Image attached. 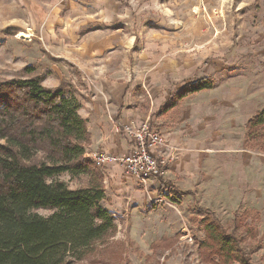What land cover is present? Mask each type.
<instances>
[{"label":"rangeland","instance_id":"obj_1","mask_svg":"<svg viewBox=\"0 0 264 264\" xmlns=\"http://www.w3.org/2000/svg\"><path fill=\"white\" fill-rule=\"evenodd\" d=\"M33 76L67 94L85 89V100L106 83L126 85L129 110L165 136L188 138L164 156L167 172L150 200L113 213L102 203L116 234L78 264H203L200 221L211 213L231 233L239 207L254 221L250 234L240 226L239 247L250 264H264V152L243 140V124L264 108V0H0V83ZM206 77L215 91L156 117L177 89ZM179 160L188 175L171 179ZM58 179L71 190L87 186ZM162 238L166 246L152 249Z\"/></svg>","mask_w":264,"mask_h":264},{"label":"trees","instance_id":"obj_2","mask_svg":"<svg viewBox=\"0 0 264 264\" xmlns=\"http://www.w3.org/2000/svg\"><path fill=\"white\" fill-rule=\"evenodd\" d=\"M43 80L33 76L0 83V264L82 263L116 234L114 217L102 206L103 173L85 156L90 136L86 120L78 115L80 106L64 98L63 84L48 89ZM214 88L210 77L190 81L162 113ZM243 140L249 149L264 152V108L244 123ZM65 174L85 178L87 186L69 189L58 179ZM38 210L53 213L45 218L34 213ZM250 213L239 207L231 233L205 214L199 244L203 264H250L236 238L242 224L246 235L253 232ZM167 241L162 238L151 248L163 249Z\"/></svg>","mask_w":264,"mask_h":264},{"label":"crops","instance_id":"obj_3","mask_svg":"<svg viewBox=\"0 0 264 264\" xmlns=\"http://www.w3.org/2000/svg\"><path fill=\"white\" fill-rule=\"evenodd\" d=\"M58 86L59 84L55 87ZM179 89H177L172 95H170L166 103L157 113L156 117L161 118L167 115L171 111L177 109L181 105L182 101L188 98L187 97L183 99L175 108L171 109L170 111L162 113V109ZM216 89L217 88L215 85L214 89L205 92L215 91ZM83 90L76 89L74 92H70L71 94H66L64 98H73L77 101L80 106L78 115L87 122V131L90 136V142L85 150V156L89 159H91L93 155L99 153L121 157L125 156L132 149L131 143L125 138L123 134L119 132V127L121 125L127 124L129 122H135L136 124L148 123L152 129L156 126L153 118L151 119L149 116L145 117V115L143 116V114L139 112L129 110V108L127 107L128 103L126 97V85L116 87L113 84L111 85V83H106L104 84L102 90L90 92L92 97L88 100H85L83 98V95L85 93H88L87 91ZM238 96V91H231V94L228 97L229 99H231L228 100L229 105H235L238 101ZM155 131L158 132L157 130ZM158 133L163 137L165 143L171 148L170 150H168V152L162 150V156L172 154V152L176 151V147L179 148L181 147V145L187 146L186 143L188 141V138H184V140L179 141L180 138L176 137V135L171 138L169 136H165V133ZM184 153L180 150L178 156H182V154ZM176 155L177 154H175V156ZM174 165L175 167L171 169L172 171L170 173L171 179H174L177 175H188V164L182 165L179 160ZM100 170L103 173L105 198L107 200L104 201L103 204L104 207L107 208L110 212L113 213L117 210H129V208L135 207L136 205L151 199L149 193L150 190L148 189H152L154 187V180L149 181L144 188L133 177L126 175L121 167L117 164H107ZM160 188L163 189V186H160ZM157 193L159 194V191Z\"/></svg>","mask_w":264,"mask_h":264},{"label":"built area","instance_id":"obj_4","mask_svg":"<svg viewBox=\"0 0 264 264\" xmlns=\"http://www.w3.org/2000/svg\"><path fill=\"white\" fill-rule=\"evenodd\" d=\"M119 132L131 143L132 149L121 157L95 154L91 157L92 162L100 169L107 164H117L126 175L133 177L144 188L149 181L163 178L168 161L160 150L169 149L163 137L148 123L129 122L121 125Z\"/></svg>","mask_w":264,"mask_h":264},{"label":"bare ground","instance_id":"obj_5","mask_svg":"<svg viewBox=\"0 0 264 264\" xmlns=\"http://www.w3.org/2000/svg\"><path fill=\"white\" fill-rule=\"evenodd\" d=\"M19 37H21V38H23V39H24L25 35H20Z\"/></svg>","mask_w":264,"mask_h":264}]
</instances>
